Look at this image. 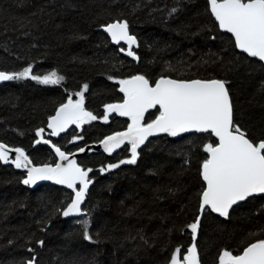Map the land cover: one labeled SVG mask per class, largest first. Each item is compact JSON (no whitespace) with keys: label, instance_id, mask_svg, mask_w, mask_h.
I'll return each mask as SVG.
<instances>
[{"label":"trees","instance_id":"16d2710c","mask_svg":"<svg viewBox=\"0 0 264 264\" xmlns=\"http://www.w3.org/2000/svg\"><path fill=\"white\" fill-rule=\"evenodd\" d=\"M115 21H127L137 38L135 58L101 30ZM30 65L32 75L64 77L59 84L31 77L0 84V142L23 148L33 165L55 163L52 144L73 152L124 130L130 120L116 114L104 120L105 105L121 102L119 80L135 75L151 84L162 75L224 80L235 122L254 141L264 139V65L219 31L207 0H0V71ZM85 84L84 107L97 119L50 137L49 117ZM158 115L153 108L143 123ZM208 143H217L210 132L165 133L137 151L135 164L115 169L107 166L128 159L129 145L114 154L90 151L78 158L81 168L92 169L83 213L68 217L62 210L74 191L30 188L24 172L0 161V264H170L176 248L182 260L194 242L200 264H219L224 250L242 253L264 239V195L236 204L228 217L210 210L200 215ZM197 217L194 240L188 225Z\"/></svg>","mask_w":264,"mask_h":264},{"label":"snow or ice","instance_id":"6c2138e0","mask_svg":"<svg viewBox=\"0 0 264 264\" xmlns=\"http://www.w3.org/2000/svg\"><path fill=\"white\" fill-rule=\"evenodd\" d=\"M210 12L218 22L219 28L231 33L235 45L251 57L264 61V0H208ZM173 12L176 9L172 10ZM107 31L116 43L125 41L128 45L127 55L136 57L132 46L137 44V38L129 34L127 21H116L107 24ZM125 51L124 48L120 49ZM31 77L42 84H59L64 77L55 71L44 76L32 75L31 65L20 72L0 71V81L19 80ZM112 79V77H109ZM120 91L124 93L123 103L105 105L104 120L108 113L118 112L121 116L131 118V123L124 132L107 136L101 143L106 152L111 153L115 148L128 141L131 144V156L118 164H109L107 169H115L122 164H135L140 145L156 133H168L175 137L181 133H212L218 138L215 145H204L208 157L201 164V176L206 183L200 193L199 211L206 210L218 213L223 217L229 216V209L239 201L254 194H264V139L249 138L248 133L235 122L234 106L226 86L227 82L220 79H171L162 75L153 84L143 75H135L128 79L119 80ZM76 93L79 97L73 100L71 96L67 103L61 104L54 116L49 117L47 127L51 135L57 136L72 124L77 126L96 120L97 117L84 107V91ZM159 106V115L150 123H143L145 112ZM43 128L37 129L41 136ZM74 139H83L75 137ZM41 141H37L40 143ZM51 144L50 140H43ZM61 160H67L66 165L56 163L30 166L32 161L23 148L9 149L0 143V161L9 162V152H15L11 163L16 168L27 169L25 185L35 184L38 180H54L66 185L75 192L74 198L62 210L65 217L83 213L81 208L88 192L89 173L92 169L81 168L75 160H69L68 155L60 147L52 144ZM84 152V148L79 149ZM107 169H101L105 171ZM79 182V187H77ZM85 228V238L88 235V220L81 221ZM200 218L188 225L192 230L193 239L199 227ZM40 243H43L42 241ZM181 249L178 247L172 254L170 264H200L197 246L194 242L187 249V254L180 259ZM26 264H35L28 260ZM219 264H264V239H257L243 248L241 254L234 255L232 251L224 250L219 256Z\"/></svg>","mask_w":264,"mask_h":264},{"label":"water","instance_id":"95a60500","mask_svg":"<svg viewBox=\"0 0 264 264\" xmlns=\"http://www.w3.org/2000/svg\"><path fill=\"white\" fill-rule=\"evenodd\" d=\"M207 2H208V0H207ZM208 9H209V12H210V5H209V2H208ZM210 14H211V12H210ZM212 15V14H211ZM212 17H213V19L215 20V18H214V16L212 15ZM116 22V21H115ZM113 23V22H112ZM215 23H216V25L218 26V29H219V31L220 32H222V33H227V34H229V36H231L232 37V39H233V42H234V45H235V39H234V37L232 36V34L231 33H228V32H226L225 30H222V29H220L219 28V25H218V22L215 20ZM101 30H103V32L108 36V38L110 39V42L114 45V46H118V45H120V44H123V45H125L127 48H128V45H127V43L125 42V41H120L119 43H116V42H114L113 40H112V38H111V36H110V34L107 32V31H105V27H103V29H101ZM134 47V45L132 46V48ZM235 47H236V45H235ZM236 49L239 51V52H241V53H244L245 55H247L248 57H250V58H255V59H257L259 62H261L263 65H264V61H261L258 57H251V56H249L247 53H245V52H243L241 49H239V48H237L236 47ZM159 79V78H158ZM172 79V78H171ZM3 82H5V81H0V84H2ZM153 86H154V84H153ZM120 87H121V85L119 84V91H120ZM120 93L123 95V100H124V93L123 92H121L120 91ZM123 100L121 101V102H118V103H123ZM117 103V104H118ZM114 104H116V103H114ZM158 108H159V106H157ZM59 108V107H58ZM153 109V108H152ZM152 109H148V111L147 112H149L150 110H152ZM147 112H145V114L147 113ZM56 114V111L54 112V114L52 115V116H54ZM112 114H116L117 116H119V117H122V118H126V119H129L130 120V122H129V124L132 122L131 121V118L130 117H128V116H121L118 112H110V113H108L107 115L109 116V115H112ZM49 120V119H48ZM47 124H48V122H47ZM74 126H76L75 124H72V125H69L66 129H65V131H63V132H61L59 135H57V136H53V135H51V129H49L48 127H47V125H46V129L48 130V134H50V137H52V138H56V137H58V136H60V135H63V134H66L72 127H74ZM128 127V126H127ZM127 127L124 129V130H122V131H118V132H124V131H126L127 130ZM117 133V132H116ZM190 133H196V132H190ZM114 134V133H113ZM113 134H111V135H113ZM163 134H165V133H156V134H154V135H152V136H149L148 137V139L144 142V144H142V145H140V147L137 149V151L139 150V149H141L149 140H151L152 138H155V137H158V136H161V135H163ZM181 134H188V133H181ZM212 134V133H211ZM180 135V134H179ZM178 135V136H179ZM213 136H214V138L216 139V142L218 143L219 141H218V138L217 137H215V135L214 134H212ZM108 136H110V135H108ZM107 137V136H106ZM105 138V137H104ZM104 138L102 139V140H104ZM101 140V141H102ZM101 141L100 142H98V143H94V144H89V145H86V146H84L83 148L85 149V151L84 152H80L79 150H76V151H73V152H65V151H63V150H61V151H63V152H65L66 154H69L68 155V159L69 160H75L76 161V163L78 164V158H80V157H82V156H84V155H87L90 151H96V152H105V153H107V154H114V153H116V152H118L121 148H123L125 145H129L130 146V148H131V144L128 142V141H125L123 144H121V146L119 147V148H115L111 153H109V152H106L105 151V149H104V146H103V144L101 143ZM1 143V142H0ZM48 145H51V144H48ZM8 148L9 149H14V148H12V147H9L8 146ZM53 150H54V148H53ZM54 152H55V150H54ZM55 154H56V152H55ZM208 154V153H207ZM9 157H10V160H9V162H11V160L12 159H15V157H16V153L15 152H12V151H10L9 152ZM2 163H5L4 161H1ZM8 163V162H7ZM56 163H60V164H62V165H66L67 163H68V161L67 160H61L60 158H59V156L56 154V161H55V163L54 164H51V165H53V166H55V164ZM14 165V164H13ZM79 165V164H78ZM30 166H38V165H30ZM39 166H41V165H39ZM14 167H15V165H14ZM16 168V167H15ZM17 170H20V171H22V172H24L25 173V178L27 177V169H24V168H16ZM43 184H50V185H53V186H56V187H60V188H63V189H69L66 185H62V184H58V183H56L54 180H38L35 184H32V185H28L30 188H35V187H37V186H39V185H43ZM204 184H205V186H206V183L204 182ZM79 186V182H77V187ZM69 190H72V191H74L73 189H69ZM202 193V192H201ZM261 195H264V194H254L253 196H261ZM247 199V198H246ZM242 201H239V202H237V205L239 204V203H241ZM234 206H236V204L235 205H233L232 206V208L234 207ZM232 208H230L229 209V211L232 209ZM210 210V209H209ZM211 211V210H210ZM199 213H200V215L202 214L200 211H199ZM213 213H215V212H213ZM215 214H217V215H220V214H218V213H215ZM241 254V253H240Z\"/></svg>","mask_w":264,"mask_h":264},{"label":"rangeland","instance_id":"374dc122","mask_svg":"<svg viewBox=\"0 0 264 264\" xmlns=\"http://www.w3.org/2000/svg\"><path fill=\"white\" fill-rule=\"evenodd\" d=\"M38 82H39V81H38ZM77 99H79V97H78V96H76L74 100H77ZM129 158H130V157H129ZM129 158H128V159H129Z\"/></svg>","mask_w":264,"mask_h":264}]
</instances>
